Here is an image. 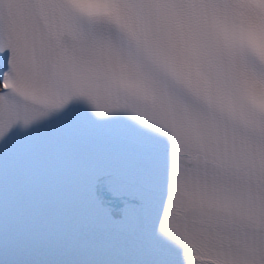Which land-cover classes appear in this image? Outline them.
I'll return each mask as SVG.
<instances>
[{
  "label": "snow or ice",
  "instance_id": "obj_1",
  "mask_svg": "<svg viewBox=\"0 0 264 264\" xmlns=\"http://www.w3.org/2000/svg\"><path fill=\"white\" fill-rule=\"evenodd\" d=\"M0 264H264V0H0Z\"/></svg>",
  "mask_w": 264,
  "mask_h": 264
}]
</instances>
